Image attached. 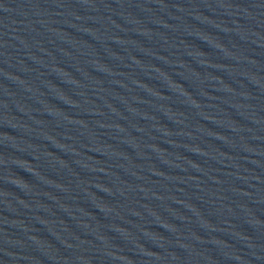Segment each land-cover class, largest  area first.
Instances as JSON below:
<instances>
[{"label":"water","instance_id":"obj_1","mask_svg":"<svg viewBox=\"0 0 264 264\" xmlns=\"http://www.w3.org/2000/svg\"><path fill=\"white\" fill-rule=\"evenodd\" d=\"M0 264H264V0H0Z\"/></svg>","mask_w":264,"mask_h":264}]
</instances>
